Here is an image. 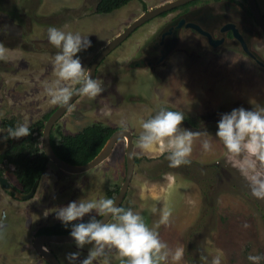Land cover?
Instances as JSON below:
<instances>
[{"label": "rangeland", "instance_id": "rangeland-1", "mask_svg": "<svg viewBox=\"0 0 264 264\" xmlns=\"http://www.w3.org/2000/svg\"><path fill=\"white\" fill-rule=\"evenodd\" d=\"M167 1L131 0L112 13L99 14L98 0H0V45L5 49L0 62L6 64H0V136L6 135L3 119L13 117L16 125L30 126L57 106L44 91L45 84L56 79L52 61L57 50L47 40L50 26L89 36L92 47L79 54L88 69L108 41L144 11ZM171 15L142 25L106 56L96 75L104 91L94 98L80 96L56 123L53 138L59 141L92 124L121 128L123 121L136 145L141 120L162 108L184 113L182 128L208 133L194 139L191 164L170 168L167 153L158 148L143 153L135 146L139 161L124 204L140 211L150 227L159 220L161 208L172 209L170 225L157 230L170 247L184 248L181 264H204L201 257L215 249L223 250V264H250L249 253L264 254V200L251 195L248 177L264 175V164L247 153L227 154L215 132L221 114L264 106V71L238 49L202 53L199 42L190 43L189 53L182 43L154 68L135 65ZM6 67L13 72H5ZM204 138L213 141L214 151H203ZM126 141L122 138L109 159L85 173L70 174L50 162L31 199H16L0 187V264H46L33 247L37 231L60 221L57 207L79 198H109L107 191L122 185ZM7 143L0 139V147ZM5 172L17 184L14 166L7 164ZM49 249L63 264L67 253L78 251L74 242L53 243ZM86 255L87 248L80 258ZM112 264H119L118 258Z\"/></svg>", "mask_w": 264, "mask_h": 264}, {"label": "clouds", "instance_id": "clouds-1", "mask_svg": "<svg viewBox=\"0 0 264 264\" xmlns=\"http://www.w3.org/2000/svg\"><path fill=\"white\" fill-rule=\"evenodd\" d=\"M48 44L55 48L52 61L56 79L46 83L44 91L52 105L70 108L74 95L94 98L104 91L103 82L93 78L82 64L80 53L92 47L89 36L79 31H65L63 28L50 26L47 29ZM3 45H0V60L4 59ZM78 87H73L77 86ZM250 103L253 104L252 101ZM184 113L160 109L154 116L141 120L139 138L136 147L143 153L158 148L161 154L167 153L170 168L191 164L194 139L207 137L208 133H194L182 128ZM121 128L127 131L128 124L121 122ZM31 135L27 122L9 127L3 141L18 140ZM215 136L224 146L226 153L238 156L250 154L254 161L264 164V106L254 105L249 110L244 107L234 108L221 114L217 122ZM201 147L205 153L214 151L213 141L204 138ZM255 169V163H249ZM251 195L264 200V175L255 173L248 177ZM80 186L79 184L77 185ZM143 192L141 199H144ZM157 209L152 208L155 213ZM56 218L70 230V236L78 251L67 253V264H112L118 258L119 264H181L184 248H176L164 241L159 231L161 225H170L172 209L163 207L159 210V220L150 227L140 211L132 207L117 206L112 198L99 197L77 199L67 205L56 208ZM48 215V212H45ZM88 217L85 220V217ZM248 227L247 224L244 225ZM87 248V255L81 259L82 251ZM113 254L110 256L109 254ZM209 256L211 259L209 260ZM204 264H223L224 252L215 249L214 253L202 256ZM250 264H261L264 254L247 255Z\"/></svg>", "mask_w": 264, "mask_h": 264}, {"label": "flooded vegetation", "instance_id": "flooded-vegetation-1", "mask_svg": "<svg viewBox=\"0 0 264 264\" xmlns=\"http://www.w3.org/2000/svg\"><path fill=\"white\" fill-rule=\"evenodd\" d=\"M254 10H256V12L262 17L264 21V0H192L187 3H184L172 10H169L157 16V17H165L168 16L169 14H172L164 23V25L160 28V31H158L156 37L153 38V44L145 47L148 53L147 54L144 53L139 58V61L135 65L149 66L151 68H154L155 66L161 65L165 59L167 60V57L171 53L173 54L177 52L179 45H181L182 43H185L184 49L186 50V52L189 53L190 48L188 46L190 45V43L194 42V44H198L199 42L201 43V47L199 48V50L202 53L216 52V50L227 51L231 49L233 50L238 49L246 57H248L251 60V62L255 64V66H257L259 69L264 71V33L262 32L259 26L258 17ZM15 20L16 19L12 18L10 22L14 24ZM24 37H27V34H25ZM249 53H252L254 57ZM194 54L195 53H191L190 55H194ZM148 57H150L151 59H148ZM0 64L6 65L1 62ZM98 68L96 75L98 73ZM8 71L13 72V69L11 70L8 68L5 70V72ZM22 103L24 102L22 101ZM58 107L59 105L55 106L51 111H49L44 116V118L48 114L50 117V115ZM4 120L5 121L14 120V125H8L5 123ZM15 121L16 120L13 117L3 119V121L1 122V129H3L6 132L7 128L16 126ZM55 125L53 126V129ZM52 133H51V140L53 137ZM25 138L27 137H23L18 140H23ZM8 143H12V142L8 140ZM6 145L0 148L1 153L7 151L12 144L10 146L8 145L9 147ZM7 164L13 165L9 162L0 164V176H4L9 180L5 172V166ZM38 181L40 184L41 180ZM9 182L12 185V188L9 189L5 188L3 184L0 182V187L6 193H9V195H12L16 199H21L18 196L19 194L28 193L24 191V188L19 184L18 181L17 184H13L10 180ZM123 204L124 202L122 203V205ZM50 244L47 245L48 248ZM50 250L53 251L52 249ZM57 257L59 258L61 264H63L60 257L58 255ZM46 264L48 263L46 262Z\"/></svg>", "mask_w": 264, "mask_h": 264}, {"label": "water", "instance_id": "water-1", "mask_svg": "<svg viewBox=\"0 0 264 264\" xmlns=\"http://www.w3.org/2000/svg\"><path fill=\"white\" fill-rule=\"evenodd\" d=\"M192 0H170L165 3H162L160 5H157L153 8L147 9L144 11L141 15H139L132 23H130L122 32L118 33L115 37H113L110 41L104 45L101 50L98 52V54L95 56L93 61L88 67L89 72L95 78L97 68L99 64L102 62V60L109 55L113 50H115L118 46H120L121 43H123L137 28L142 26L144 23L152 20L153 18L172 10L184 3H187ZM257 17H258V23L259 26L264 33V21L262 17L254 10ZM175 48V47H174ZM254 57L252 53H249ZM80 95H74L70 101V106L72 103H74ZM69 107L65 106H59L48 118V120L45 123L44 129H43V135H42V147L46 155L48 156L50 162L56 164L60 169L63 171L70 173V174H80L88 172L96 167H98L100 164L105 162L107 159L110 158L112 155L116 145L122 138H126V175L125 179L120 187L119 192L117 193L114 201L116 202L117 206H121L124 202L127 193L129 191L132 179L134 177L135 173V167H136V155H135V135L133 132L127 129L125 131L122 128H118L108 139L104 147L100 150V152L89 162L85 164H71L63 159H61L54 151L52 147L51 142V133L53 126L55 123L67 112ZM17 142V140H13L12 143H7L6 146H10L11 144H14ZM5 145H2L1 147H4ZM8 146V147H9ZM0 147V148H1ZM1 153V149H0ZM0 182L3 184V186L7 189L12 188V185L10 184L9 180L4 177L0 176ZM39 181H36L33 185L32 189L28 193H22L18 196L21 199L27 200L32 198L38 187ZM74 242L73 239L70 236V233L68 234H42L37 235L33 240V247L36 252H38L48 264H61L59 258L57 255L51 251L47 245L50 243H71Z\"/></svg>", "mask_w": 264, "mask_h": 264}, {"label": "trees", "instance_id": "trees-1", "mask_svg": "<svg viewBox=\"0 0 264 264\" xmlns=\"http://www.w3.org/2000/svg\"><path fill=\"white\" fill-rule=\"evenodd\" d=\"M131 0H98L96 12L99 14L112 13L126 6ZM49 114L39 121L31 124V135L23 140H17L11 147L0 154V164L9 162L14 165V175L25 192H29L34 183L41 180L50 160L39 144L43 135V128ZM5 121V120H4ZM8 125H14V120L5 121ZM14 127V126H13ZM118 128L103 124H92L83 128L76 134H65L59 141L52 137V147L55 153L64 161L71 164H85L92 160L104 147L110 136ZM13 140H10L12 142ZM139 159L136 157V162ZM120 185H115L107 191L109 198L115 199ZM121 207L128 208L125 204ZM264 218V210L261 212ZM87 220V219H85ZM70 230L61 221L52 225L39 228L41 234H68ZM193 262L192 260H190Z\"/></svg>", "mask_w": 264, "mask_h": 264}]
</instances>
